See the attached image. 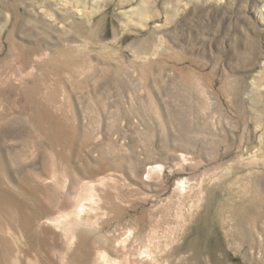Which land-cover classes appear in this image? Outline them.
Returning a JSON list of instances; mask_svg holds the SVG:
<instances>
[{"label":"rangeland","instance_id":"rangeland-1","mask_svg":"<svg viewBox=\"0 0 264 264\" xmlns=\"http://www.w3.org/2000/svg\"><path fill=\"white\" fill-rule=\"evenodd\" d=\"M0 264H264V0H0Z\"/></svg>","mask_w":264,"mask_h":264}]
</instances>
